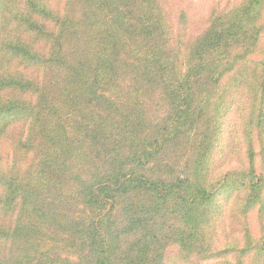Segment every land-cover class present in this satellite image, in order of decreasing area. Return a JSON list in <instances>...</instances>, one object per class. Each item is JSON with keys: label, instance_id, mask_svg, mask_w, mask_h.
Wrapping results in <instances>:
<instances>
[{"label": "trees", "instance_id": "1", "mask_svg": "<svg viewBox=\"0 0 264 264\" xmlns=\"http://www.w3.org/2000/svg\"><path fill=\"white\" fill-rule=\"evenodd\" d=\"M161 4L0 0V264H264V0Z\"/></svg>", "mask_w": 264, "mask_h": 264}, {"label": "rangeland", "instance_id": "2", "mask_svg": "<svg viewBox=\"0 0 264 264\" xmlns=\"http://www.w3.org/2000/svg\"><path fill=\"white\" fill-rule=\"evenodd\" d=\"M239 0H161L166 11V23L172 28L173 36L179 37L182 45L193 40L205 27L210 13L219 14L228 5ZM181 11L185 13V21H180ZM264 39V34H263ZM264 45V40L263 44ZM256 54L251 57L255 59ZM239 158V156H237ZM240 159V158H239ZM241 161V159H240ZM245 161V160H244ZM198 264H216L214 261H202Z\"/></svg>", "mask_w": 264, "mask_h": 264}]
</instances>
